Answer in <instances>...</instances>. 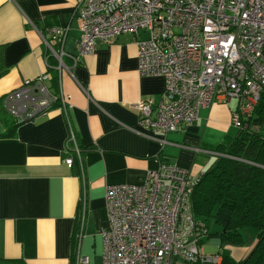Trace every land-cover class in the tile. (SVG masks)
Instances as JSON below:
<instances>
[{"label": "crops", "instance_id": "crops-1", "mask_svg": "<svg viewBox=\"0 0 264 264\" xmlns=\"http://www.w3.org/2000/svg\"><path fill=\"white\" fill-rule=\"evenodd\" d=\"M81 1L0 0V67L5 68L0 75V262L5 264H102L106 186L142 184L161 161L200 176L218 156L212 149L236 133L231 107L223 100L200 108L195 122L181 130L144 129L136 105L156 106L164 90L162 77L137 70L136 38L147 34L123 33L80 53L75 8ZM53 28L64 29L63 37ZM43 71L49 91L68 97L65 110L56 104L33 121L5 125L3 95ZM70 130L74 142H67ZM208 243L219 245L214 237ZM241 253L240 248L229 252L234 259L243 258H237Z\"/></svg>", "mask_w": 264, "mask_h": 264}, {"label": "built area", "instance_id": "built-area-1", "mask_svg": "<svg viewBox=\"0 0 264 264\" xmlns=\"http://www.w3.org/2000/svg\"><path fill=\"white\" fill-rule=\"evenodd\" d=\"M75 9L81 20L80 53L123 33L147 34L136 38L137 70L162 77L164 90L156 106L149 101L136 105L144 129L181 130L195 122L200 108L218 100L230 105L236 127L252 114L264 89V0H82ZM52 31L63 37L64 29ZM48 78L43 71L6 92V112L24 123L56 104L64 111L68 97L50 92ZM74 140L70 130L67 142ZM65 163L71 166L72 157ZM197 181L187 169L161 161L142 184L106 186L102 264H173L179 259L218 264L221 257L200 246L203 224L191 218L189 199Z\"/></svg>", "mask_w": 264, "mask_h": 264}, {"label": "trees", "instance_id": "trees-1", "mask_svg": "<svg viewBox=\"0 0 264 264\" xmlns=\"http://www.w3.org/2000/svg\"><path fill=\"white\" fill-rule=\"evenodd\" d=\"M4 71L0 67V75ZM6 114L5 125L21 124ZM234 127L235 135L226 136L212 149L218 156L198 176L189 199L191 218L203 224L200 246L205 253L221 254L220 264H264V89L252 114L242 120L241 127ZM211 237L219 245L207 251ZM244 244L251 245L246 256H230L226 246Z\"/></svg>", "mask_w": 264, "mask_h": 264}, {"label": "rangeland", "instance_id": "rangeland-1", "mask_svg": "<svg viewBox=\"0 0 264 264\" xmlns=\"http://www.w3.org/2000/svg\"><path fill=\"white\" fill-rule=\"evenodd\" d=\"M208 223H212V221L211 220H209L208 221ZM210 226V230H214V228H212L213 227V225L211 224V225H209ZM216 246H212V245H210L209 243H207V245H206V250L208 251V250H213L214 248H215ZM226 248H227V250L230 252V254L231 255H233L232 254V249L233 248H240L241 250H242V253H241V255L240 256H237V258H240V257H242V256H245L249 251H250V249H251V245L250 244H244V245H241V246H230V245H228V246H226ZM220 257H221V261H222V256H221V254H218ZM212 258H213V256H211ZM194 261V260H193ZM205 263V264H217V262H211V261H204V262H200V261H195V262H186V261H182L181 259H179V260H176L175 261V264H186V263H188V264H191V263ZM0 264H5V263H2V262H0Z\"/></svg>", "mask_w": 264, "mask_h": 264}]
</instances>
